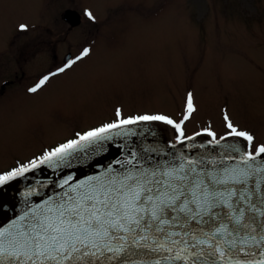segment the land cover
Here are the masks:
<instances>
[{
  "label": "rangeland",
  "instance_id": "obj_1",
  "mask_svg": "<svg viewBox=\"0 0 264 264\" xmlns=\"http://www.w3.org/2000/svg\"><path fill=\"white\" fill-rule=\"evenodd\" d=\"M49 1L0 0V47L14 24H38L16 44L30 51L6 52L19 56L20 77L0 97V174L116 122L117 108L121 119L163 115L179 123L189 92L196 111L180 137L228 134L227 115L254 146L264 143V0ZM67 7L81 13L75 30L60 19ZM84 48L87 56L58 71L67 53L72 61ZM50 69L41 90L27 91Z\"/></svg>",
  "mask_w": 264,
  "mask_h": 264
},
{
  "label": "snow or ice",
  "instance_id": "obj_2",
  "mask_svg": "<svg viewBox=\"0 0 264 264\" xmlns=\"http://www.w3.org/2000/svg\"><path fill=\"white\" fill-rule=\"evenodd\" d=\"M85 15L94 20L90 11ZM20 31H26V25L19 26ZM84 48L80 56L69 61L58 71L71 67L76 60H81L89 54ZM53 73L52 75H55ZM44 76L39 82L28 89L36 93L47 81ZM196 111L193 96L189 92L185 108V115L179 123L163 115H142L121 119V109H116V122L106 123L101 127L84 133H77L78 139H70L57 147L46 150L37 159L40 163L63 160L73 152L83 148L85 143H91L108 137L106 133L137 121H162L171 125L180 135L181 125L188 120L191 113ZM229 135L241 137L248 142L247 146L254 151H247V160L254 161L264 156V144L254 146V137L245 131H238L225 115ZM208 135L214 136L212 132ZM19 168L0 174V185L19 175L38 167L36 160ZM165 179L156 178V173L119 176L104 181L78 184L75 189H69L65 197L54 202L45 209L33 212L27 222L8 231L0 229V264H79L86 260V264H102V257L111 260L119 258L130 243L136 247H145L156 253H166L165 259L181 262V264H197L203 259L196 249L203 252L205 247L212 248L208 255L219 257L222 262L227 250L222 248L225 235L231 236L227 224L220 223L212 231L203 227L215 219L213 208L216 195L208 188H202L195 181L192 186L179 185L176 180L185 177L174 176L171 172H163ZM219 180L217 183H226ZM67 183V181H66ZM233 194L229 193V197ZM225 206L229 201H221ZM176 213V215H172ZM230 219H233L231 216ZM25 220L26 218H21ZM236 225L241 224L239 217L234 218ZM247 227V225H243ZM183 228V231L172 230ZM255 231V229H253ZM255 240V237H252ZM264 241V235L260 236ZM241 244L246 243L240 240ZM236 241H228V250L235 247ZM243 253L244 249H238ZM106 254H111L106 256ZM264 256V252L260 253ZM156 264H160L157 260ZM212 264H217L213 260ZM235 264H252V262L235 260ZM264 264V259L256 261Z\"/></svg>",
  "mask_w": 264,
  "mask_h": 264
},
{
  "label": "water",
  "instance_id": "obj_3",
  "mask_svg": "<svg viewBox=\"0 0 264 264\" xmlns=\"http://www.w3.org/2000/svg\"><path fill=\"white\" fill-rule=\"evenodd\" d=\"M61 17L71 27L80 23V15L71 9L63 11ZM69 58L70 54L65 60ZM170 133L168 124L162 121H137L106 133L107 139L85 143L63 160L40 163L37 159L38 167L0 185V229L19 227L33 212L61 201L78 184L130 173L151 176L155 172L156 178L165 179L162 173L167 171L185 177L174 181L176 184L188 185L191 190L195 181L215 193V219L196 228L212 231L224 223L233 233L224 237L222 248L227 254L222 262L218 256L208 255L213 249L205 247L203 252L196 249L203 255L197 264H212L213 260L217 264H235L237 259L256 264L264 259L260 255L264 252V241L259 239L264 235V156L245 163V153L251 151V146L243 138L229 134L215 139L208 132H201L173 141ZM28 166L31 168V164ZM219 180L227 182L217 183ZM229 193L233 195L229 197ZM224 200L229 201L227 206L221 203ZM236 217L241 219L240 225L234 223ZM230 240H235L236 245L228 250ZM240 240L246 243L241 244ZM240 248L244 249L243 253L238 251ZM165 255L136 247L130 241L119 258L101 260L102 264H156L157 260L160 264H181L165 259ZM79 264H86V260Z\"/></svg>",
  "mask_w": 264,
  "mask_h": 264
},
{
  "label": "flooded vegetation",
  "instance_id": "obj_4",
  "mask_svg": "<svg viewBox=\"0 0 264 264\" xmlns=\"http://www.w3.org/2000/svg\"><path fill=\"white\" fill-rule=\"evenodd\" d=\"M45 2L47 4V6L52 4L51 1H49V0H45ZM67 9H72V10L76 11L77 13H79L75 8H68L67 7V8H65L64 10L61 11V14H62L63 11H65ZM61 14H60V19L66 24L67 29H69V30H75L82 23V17L80 15V23L77 26L71 27L68 22L64 21L61 18ZM79 14H81V13H79ZM22 24L27 26V30L26 31H20L19 30V26L22 25ZM47 24H49V23H47ZM37 26H38V24H35V23H32V26H30L29 23H24V22H18L16 24H14V26L12 27L13 32H12L10 38L8 39L6 44L4 43L2 45V47H0V97H2V95H4V93H5V91L7 89L18 88L19 87V85H18L19 82L14 83L16 81V79L20 77V75H19V66H18V64H19V56L17 58H16V56H13V59L10 56L8 58H5L6 52L7 51H30V49L29 50L24 49L25 46L20 48L16 44H17V41H20V38L26 37V35L32 29H34V27H37ZM41 30H43L44 32L49 33L51 31V28L46 25L44 28L41 27ZM10 46H11V48H10ZM53 57L55 59H57L56 55H54ZM50 71H51V69L48 70V71H45L41 76H39V78L27 88V91H28L29 88L35 86L39 82V80L42 79L44 76H50V74H51ZM10 72H12V73H10ZM46 83L42 87H44L46 85Z\"/></svg>",
  "mask_w": 264,
  "mask_h": 264
},
{
  "label": "bare ground",
  "instance_id": "obj_5",
  "mask_svg": "<svg viewBox=\"0 0 264 264\" xmlns=\"http://www.w3.org/2000/svg\"><path fill=\"white\" fill-rule=\"evenodd\" d=\"M42 88H43V87H42ZM42 88H41V89H42ZM41 89H40V90H41ZM40 90H39V91H40Z\"/></svg>",
  "mask_w": 264,
  "mask_h": 264
}]
</instances>
